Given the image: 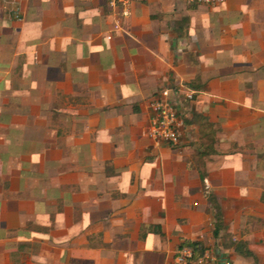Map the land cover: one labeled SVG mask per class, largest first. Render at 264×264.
Listing matches in <instances>:
<instances>
[{"label":"crops","instance_id":"1","mask_svg":"<svg viewBox=\"0 0 264 264\" xmlns=\"http://www.w3.org/2000/svg\"><path fill=\"white\" fill-rule=\"evenodd\" d=\"M116 19L108 0H0V264H174L186 240L264 264V0ZM176 76L197 94L182 143L157 144Z\"/></svg>","mask_w":264,"mask_h":264},{"label":"built area","instance_id":"2","mask_svg":"<svg viewBox=\"0 0 264 264\" xmlns=\"http://www.w3.org/2000/svg\"><path fill=\"white\" fill-rule=\"evenodd\" d=\"M134 0H108L109 5L115 9L117 19L114 27L122 28V19L130 14ZM191 5L218 6L225 0H186ZM15 15L19 18V6L14 8ZM197 90L186 85L181 77L176 76L173 84L165 86L157 92L151 101V116L146 128V135L155 143L180 145L184 136V119L182 116V103L184 100H194ZM207 182V180H206ZM174 264H221L220 256L213 250H207L204 255L194 258L193 249L182 247L175 253Z\"/></svg>","mask_w":264,"mask_h":264},{"label":"trees","instance_id":"3","mask_svg":"<svg viewBox=\"0 0 264 264\" xmlns=\"http://www.w3.org/2000/svg\"><path fill=\"white\" fill-rule=\"evenodd\" d=\"M208 125H211V145L209 144L208 147L210 149V151H214V145L216 142V137H215V132L213 129V125L208 123ZM206 135H208V132H206ZM209 138V137H208ZM205 152L208 153V150H205ZM213 206L215 208V230H214V234L215 236L219 235L220 230L223 227V217H222V212H221V208L218 204V202L214 199V198H210ZM235 249L237 250V252L249 257V256H253L254 254L252 253V251L249 249V247L247 246V244L244 241H236L233 243ZM182 247H190L193 249L194 252V258H199L202 255H204V253L207 251V248L204 247L202 245V243L198 242V241H185L183 242L179 248ZM178 248V249H179Z\"/></svg>","mask_w":264,"mask_h":264}]
</instances>
